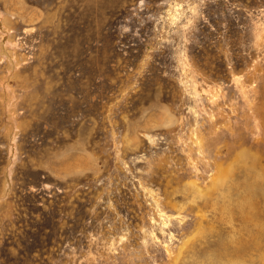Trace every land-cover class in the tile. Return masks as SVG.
Instances as JSON below:
<instances>
[{
    "label": "rangeland",
    "instance_id": "1",
    "mask_svg": "<svg viewBox=\"0 0 264 264\" xmlns=\"http://www.w3.org/2000/svg\"><path fill=\"white\" fill-rule=\"evenodd\" d=\"M0 264H264V0H0Z\"/></svg>",
    "mask_w": 264,
    "mask_h": 264
}]
</instances>
